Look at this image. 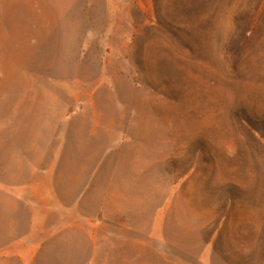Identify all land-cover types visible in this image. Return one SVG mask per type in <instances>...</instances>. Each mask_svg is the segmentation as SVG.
Masks as SVG:
<instances>
[{
  "label": "rangeland",
  "instance_id": "1",
  "mask_svg": "<svg viewBox=\"0 0 264 264\" xmlns=\"http://www.w3.org/2000/svg\"><path fill=\"white\" fill-rule=\"evenodd\" d=\"M6 236L0 264H264V0H0Z\"/></svg>",
  "mask_w": 264,
  "mask_h": 264
},
{
  "label": "trees",
  "instance_id": "2",
  "mask_svg": "<svg viewBox=\"0 0 264 264\" xmlns=\"http://www.w3.org/2000/svg\"><path fill=\"white\" fill-rule=\"evenodd\" d=\"M32 223V219H31ZM31 225V224H30ZM21 238V236H6L3 239L0 240V251L5 250L8 248L12 243L18 241Z\"/></svg>",
  "mask_w": 264,
  "mask_h": 264
}]
</instances>
